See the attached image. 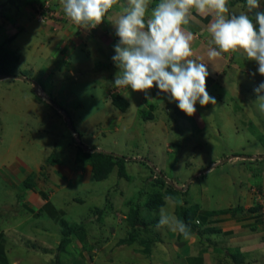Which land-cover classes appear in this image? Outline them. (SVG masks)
Listing matches in <instances>:
<instances>
[{
  "label": "rangeland",
  "instance_id": "obj_1",
  "mask_svg": "<svg viewBox=\"0 0 264 264\" xmlns=\"http://www.w3.org/2000/svg\"><path fill=\"white\" fill-rule=\"evenodd\" d=\"M46 1L0 0V45L18 55L14 68L13 57L6 56L0 72L8 74L13 68V75L31 79H0V166L18 158L24 163L20 171L26 175L15 189L0 180V222H11L17 226L15 232L24 236L12 239L13 244L21 246L22 264H33L30 262L34 257L40 264H66L65 253L75 259L71 264H89L81 257L82 246L95 264H106L97 259L107 260L114 255L113 264H126L118 260L138 258L133 251L136 243L146 249L160 233L164 240L173 232L168 227H156L161 208L177 219L189 210L191 224L200 207L219 209L229 203L233 207L243 203V193L253 179L255 194L263 196L259 191H264V112L259 110L254 89L264 83V76L257 72L255 61L237 53L239 66L228 71L232 90L226 89L222 95L208 92L216 104L202 107L197 102L191 117L178 116V102L173 101L169 109V98L153 106L145 100L136 103L137 107L132 102L125 113L112 103V95L118 93L116 87H109L114 76L112 51L108 54L109 50H104L106 57H89L88 51L77 49L69 61H64L57 49L59 38L48 41L44 32L36 31V21L23 26L27 8L32 7L31 19L44 21L49 17L45 16V8L39 15L34 11ZM253 11V17L257 11L264 12L263 8ZM16 33L19 41L12 44ZM44 41L46 46L41 49L39 42ZM70 68L80 75H69ZM36 90L50 100L38 97ZM60 109L69 115L74 130ZM76 133L83 149L76 146ZM93 147L143 160H126L122 177L115 167L106 178L96 180L83 153ZM253 155L255 159H249ZM61 166L60 171L57 167ZM67 167L80 170L81 179L77 176L69 182L62 172ZM160 175L166 181L164 187L152 183V177L160 179ZM172 183L181 190H174ZM30 187L54 190L67 212L64 221L51 227L52 235L40 238L45 247L41 249L31 247L34 243L27 241L29 238L39 243L33 234L36 226L30 228L28 224L33 219L25 221L27 215L22 208L23 193ZM155 191L167 194L158 210L145 205ZM169 196L175 202L165 199ZM138 205V220L144 228L137 232L140 236L134 237L136 240L123 243L133 232L125 216L131 208L134 216ZM12 211L15 217H3ZM45 222L46 218L35 221L38 226ZM67 229L71 230V238L58 250L54 247L56 237L65 236ZM143 239L147 245L139 242ZM119 243L123 245L110 248ZM95 247L96 253L92 251ZM10 257L12 260L18 256ZM50 258L55 259L52 262Z\"/></svg>",
  "mask_w": 264,
  "mask_h": 264
},
{
  "label": "crops",
  "instance_id": "obj_2",
  "mask_svg": "<svg viewBox=\"0 0 264 264\" xmlns=\"http://www.w3.org/2000/svg\"><path fill=\"white\" fill-rule=\"evenodd\" d=\"M158 2L159 0H150L148 9L149 14ZM126 5L127 0H118V4L114 5L113 9L109 11L100 25L96 28L85 29L75 25L66 17L60 0H53L49 8L51 14L48 12L47 15H49V17L44 21L35 17L31 19L32 16L29 14L32 7L27 8V17H24L25 21L23 22V26L27 27L30 23L36 21V23L39 24L36 25V31L40 33L44 32L48 41H50L51 38H59L57 49L61 55H64V61H69L71 53L77 49L83 50L84 52L88 51L89 57L93 55L106 57L111 51L112 56H114V46L118 43L119 37L115 35L113 23L119 15H121L122 6ZM228 7L231 12L237 14L246 12V0H228ZM259 8H263L264 10V0H259ZM250 15L253 16L254 11ZM193 16H195L196 19L190 20V23L184 26V30L191 32L193 35L191 41L193 56L190 57V59H196L197 62L207 65L209 72V76L206 78L207 92H211L212 95H222L226 93L224 92L226 89L232 90L233 88L231 86L233 80L230 76L228 77V71L231 70V68L234 69V66H239V63L236 61L237 53L222 54L221 57L215 60H209L207 52L210 47H215V45L210 43L211 36L207 32V26L211 22V17H201L195 12H193ZM17 24L20 25V23ZM18 41V34L16 33L11 43L14 44ZM39 43L41 49L46 46L45 41ZM104 50H109L108 54L106 52L103 53ZM110 63L113 64L112 66L114 67L111 69L114 76L112 79L110 78L111 82H109V87L112 86L115 88V73L116 71L118 72L119 69L115 66L113 60ZM68 72L69 75H80V72L75 73L71 68L68 69ZM108 74L110 75V73ZM147 91L148 95L152 98L150 101L145 99V94L143 92H134L131 88L117 89L118 94L128 101L127 109L122 112L129 110L132 102H135L134 104L137 107L138 105L136 103H141L145 100L149 103V106H153L157 105V101L160 102L168 99L170 96L168 93L159 92V89L155 85L152 89ZM167 102L170 109L173 102ZM178 116L184 118L186 114L179 110ZM249 159L254 160L255 155L249 157ZM21 164L24 163L17 158L12 164L1 165L0 180L13 189L17 188V186L26 179V175L20 171ZM37 168H40V164H38ZM57 168L60 171L62 170V166ZM88 168L90 171L91 167ZM29 170L31 171V168H29ZM62 172L66 175V179L69 182L73 181V178L77 176L81 179V171L78 169L68 168ZM75 181L78 182L77 178ZM249 184V190L244 192L243 199L241 198L243 203L239 204L237 207H233V205L229 203L226 207L219 209L198 208L197 212L192 217L193 223L190 224V237L188 239H184L178 232H172L167 239L161 240L162 236L160 233L158 239L153 240L150 246H146V249L150 248L149 251L143 249L141 243H136V247H134L133 251L138 258H127V260L119 259L118 261H123L122 263L126 264H264V199H262L264 197V191H259L261 195H263L260 198L258 194H255V187L252 186L255 185V179L249 182ZM22 197L24 199L22 200V208L27 215L25 221L33 219V221H30L32 223L28 224H31L30 228L36 226L35 229L33 228V231L35 230L33 234L35 240L39 239V243L37 244L34 240L29 238H27V241L34 243H32L33 245L31 247L39 249L45 248L40 238L44 239V234L52 235L51 232L53 230L51 227L64 221L63 218L67 215L64 209V202L61 201V197H55L54 190H48L42 187L26 188ZM7 204L9 205L10 203H6V206ZM11 205L9 207H11ZM257 206L262 207V209ZM174 211L176 212V210ZM2 215L3 217H5L4 215L15 217L16 212L12 211L11 213L8 212ZM40 218H46L49 223L45 222L43 226H38L35 221ZM3 222L4 220L0 222V264H22L24 258L19 256V253L22 252L21 246L13 244L12 239L16 237V239L20 240V238L24 236H19L20 234L15 232L16 225L11 224L9 221L8 223ZM112 230L113 229H111V233ZM62 238L63 236L56 237L55 241L57 244L54 245L56 249L59 248ZM76 241L78 246H81L82 242L78 241V239H76ZM121 245L123 244L119 243L114 247L111 245L110 248H118ZM125 247H128V245H125ZM80 248L81 257L86 261L88 260L89 264H95L92 257L89 256V253L87 254L85 248L83 246ZM92 251L96 253L97 248H93ZM10 256L18 257L11 260ZM54 259L55 258L52 260L50 258L52 262ZM115 259L116 257L114 255L107 258V260H104V258L97 260L106 264H113ZM73 260L75 259L72 256L68 257V254L65 253L63 261L66 264H71L70 262ZM30 263L40 264L38 261L36 262L35 257L32 258V262Z\"/></svg>",
  "mask_w": 264,
  "mask_h": 264
},
{
  "label": "clouds",
  "instance_id": "obj_3",
  "mask_svg": "<svg viewBox=\"0 0 264 264\" xmlns=\"http://www.w3.org/2000/svg\"><path fill=\"white\" fill-rule=\"evenodd\" d=\"M60 3L75 25L92 29L103 22L118 0H60ZM149 3L150 0H127L113 23L119 37L112 57L119 69L114 80L117 89L143 92L150 101L147 90L155 85L159 92L170 94L169 102H178L177 107L189 117L195 114L197 102L202 107L216 104L215 97L206 90L207 65L190 59L193 35L184 26L196 19L193 12L211 17L207 32L215 47L207 52L209 60L222 54L240 53L246 60L255 61L257 72L264 76V12L250 15L259 8V0H246L247 10L239 14L230 11L228 0H159L150 14ZM254 92L259 110L264 112V83ZM165 199L175 202L170 196ZM156 227H168L184 239L190 237L188 225L163 208Z\"/></svg>",
  "mask_w": 264,
  "mask_h": 264
},
{
  "label": "trees",
  "instance_id": "obj_4",
  "mask_svg": "<svg viewBox=\"0 0 264 264\" xmlns=\"http://www.w3.org/2000/svg\"><path fill=\"white\" fill-rule=\"evenodd\" d=\"M8 55H11L13 57L12 67L14 68V66L16 65V63L18 61V55H15L14 52H12V51H10L8 49H5L3 47V45H0V66H1V63L3 62V59H5L6 56H8ZM13 68L10 69L8 74L13 75L12 74L13 73L12 72ZM0 70H1V68H0ZM2 73H6V72H2L1 71L0 74H2ZM17 76L18 75H14L15 78H17ZM37 96L38 97H42V95H40L39 92L37 93ZM43 99H45V98H43ZM112 103L115 106H117L121 111L126 110L127 107H128V101L124 97H122L120 94H118V93H114L112 95ZM69 123H70L71 128L74 130V127L72 125V120L71 119H69ZM76 135H77L76 138L78 139V140H76V146L78 147V149H83L81 147V142L79 141L80 140L79 139L80 136H79L78 133H76ZM83 153L85 155L84 157L87 158L86 159L87 163L91 166L92 178H94L96 180H100V179L106 178L109 175V173L111 172V170H113V168H115V167L117 168V175L119 177H122V176L125 175V162H126V160H143L142 158L127 157L125 155L116 154L114 152L100 151V150H98V149H96L94 147L90 148V149H87V150L85 149ZM159 178L160 179H158L157 177L153 176L152 177V183L158 184L161 187H164L166 181L164 180L162 175H160ZM25 184H27V183H25ZM170 186L172 188L174 187L173 189L176 190L177 192L179 190H181L180 188L175 187L173 185V183L170 184ZM165 192L167 193L166 190H165ZM170 193H168V194H170ZM164 195H167V194H164L162 191H155L154 193L149 195V197L147 198V200L145 202V205L148 208L158 210L164 204ZM257 207L262 209V207H259V206H257ZM131 209L128 210V213L126 214L125 217L131 221L132 229H133L132 231L134 232V234L132 232L130 237L125 238L123 240L124 241L123 243H129V242L133 241L135 239L134 237H137L139 235L137 232L140 230V228H144L143 226H141V224L139 223V220H138L139 205L136 207V211L133 210V211H135L133 214L136 213L134 216H132V212H131L132 210ZM251 209H253V208H251ZM189 212H190L189 210H186L184 213L183 212L180 213L179 217H180L181 222H183L186 225H188V227L190 229L191 227H190V224H189L190 222L189 221L191 220L190 219L191 215H190ZM65 233L66 234L62 238L58 250L60 248H62L64 243L66 241H69V239H70L69 234L71 233V230L67 229V232H65ZM133 235H136V236H133ZM139 242H142L143 244H146V245L148 244V242L144 241V239L139 241ZM146 250L149 251L150 248H148Z\"/></svg>",
  "mask_w": 264,
  "mask_h": 264
},
{
  "label": "water",
  "instance_id": "obj_5",
  "mask_svg": "<svg viewBox=\"0 0 264 264\" xmlns=\"http://www.w3.org/2000/svg\"><path fill=\"white\" fill-rule=\"evenodd\" d=\"M0 11H1V7H0ZM2 78H15V77H14V75H10V74H0V79H2ZM17 78L25 79V80H31V79H28L27 77L22 76V75H18ZM33 84H34L35 86H37L36 83L33 82ZM38 92H39V91L36 90V93H38ZM43 98H45L46 100L49 99V98H47V97H43ZM49 100H50V99H49ZM60 110H61V109H60ZM61 111H63V113L66 115L67 123H68V125L70 126V123H69V119H70V117H69V115H68L66 112H64V110H61ZM186 185H187V184H186ZM174 186H175V185H174Z\"/></svg>",
  "mask_w": 264,
  "mask_h": 264
},
{
  "label": "built area",
  "instance_id": "obj_6",
  "mask_svg": "<svg viewBox=\"0 0 264 264\" xmlns=\"http://www.w3.org/2000/svg\"><path fill=\"white\" fill-rule=\"evenodd\" d=\"M49 2H50V0H49ZM49 2H48V0L46 1V4L43 6V7H39V6H37L36 8H35V12H37L38 13V15H39V13L41 14V12L44 10L43 8H45V16L48 14V12H49V8H50V5H49ZM49 14H51L50 12H49ZM44 16V17H45Z\"/></svg>",
  "mask_w": 264,
  "mask_h": 264
}]
</instances>
